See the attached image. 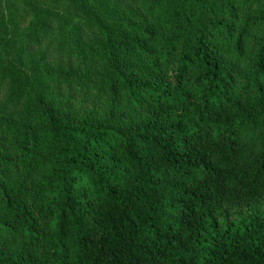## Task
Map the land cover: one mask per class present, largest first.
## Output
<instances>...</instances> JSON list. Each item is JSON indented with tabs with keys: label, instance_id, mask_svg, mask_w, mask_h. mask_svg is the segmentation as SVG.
<instances>
[{
	"label": "trees",
	"instance_id": "trees-1",
	"mask_svg": "<svg viewBox=\"0 0 264 264\" xmlns=\"http://www.w3.org/2000/svg\"><path fill=\"white\" fill-rule=\"evenodd\" d=\"M0 264H264V0H0Z\"/></svg>",
	"mask_w": 264,
	"mask_h": 264
}]
</instances>
